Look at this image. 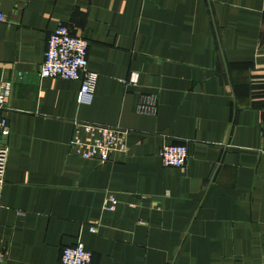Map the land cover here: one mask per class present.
Masks as SVG:
<instances>
[{
  "label": "crops",
  "instance_id": "obj_1",
  "mask_svg": "<svg viewBox=\"0 0 264 264\" xmlns=\"http://www.w3.org/2000/svg\"><path fill=\"white\" fill-rule=\"evenodd\" d=\"M1 9L0 81L12 84L2 110L7 264H59L79 240L93 264H264V0H4ZM58 25L89 42L99 74L89 104L77 101L81 80L41 76ZM144 93L158 96L156 114L137 110ZM77 120L128 129L127 153L80 158L69 145ZM164 143L187 144L185 169L163 166Z\"/></svg>",
  "mask_w": 264,
  "mask_h": 264
},
{
  "label": "built area",
  "instance_id": "obj_2",
  "mask_svg": "<svg viewBox=\"0 0 264 264\" xmlns=\"http://www.w3.org/2000/svg\"><path fill=\"white\" fill-rule=\"evenodd\" d=\"M0 22L6 21L1 9ZM89 42L86 38L73 35L65 25H58L49 35L44 61L41 65L43 78H63L81 80L77 101L89 104L94 94L99 74L89 70ZM126 83L135 85L139 81V73L131 72ZM12 92L11 82L0 81V208L2 194L6 182L9 149L4 143L7 133L8 119L2 114ZM158 96L155 93L141 94L137 110L141 113L156 114ZM76 129L69 142L72 152L85 160L108 162L114 153L126 154L128 151L129 130L119 125H106L95 122L77 120ZM164 167L185 169L189 156L186 143H164L158 152ZM118 199L115 194L108 193L104 206L110 211H116ZM91 232L96 231L98 223H94ZM8 253L0 248V264H7ZM59 264H93V254L79 240L73 246L62 250Z\"/></svg>",
  "mask_w": 264,
  "mask_h": 264
}]
</instances>
